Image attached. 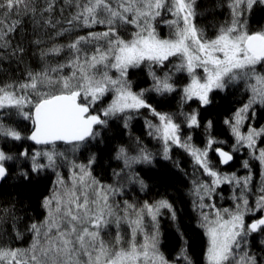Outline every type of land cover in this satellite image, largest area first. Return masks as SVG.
Listing matches in <instances>:
<instances>
[{
    "label": "snow or ice",
    "instance_id": "obj_1",
    "mask_svg": "<svg viewBox=\"0 0 264 264\" xmlns=\"http://www.w3.org/2000/svg\"><path fill=\"white\" fill-rule=\"evenodd\" d=\"M195 2L63 0L57 9L56 0H45L42 6L36 0H0V68L5 63H23L27 36L20 33L24 32L25 18L32 23L34 33L51 30L50 39L63 38L75 29H89L67 43H54L40 50L42 60L66 54L65 62L45 63L39 71L26 68L23 80L0 83V140L5 143L29 140L43 146L22 149L16 154L0 147V181L7 180L13 171L21 181L28 182L49 169L57 177L56 187L41 202L46 210L45 219L24 224V231L13 230L14 240L28 239L30 243L24 248L0 246V264H172L158 247L157 217L161 210H168L171 218L176 219L168 200L146 201L140 207L125 201L124 209L117 212L110 198L120 189L103 185L92 175L95 156L89 157L87 164L71 162L70 186L56 171L58 161L67 160L64 153L56 151L58 142L76 150L99 136L97 126L106 127L109 118L123 119L124 127L128 128L132 114L141 109L148 110L158 121L146 120V125L150 129L148 134L162 143L163 159H171L173 147L181 148L211 178L210 182L198 183L195 187L200 201L197 207L201 209V227L206 229L208 238L207 264H264V255L258 256L245 247L250 236L264 234V183L258 189L255 202L250 203L251 173L243 177L222 174L209 159V153L214 152L219 163L227 165L233 160V153L246 147L264 166V148L257 149V138L264 137V127L256 129L249 125L247 133L241 132L249 112L255 116L253 106H264V28L250 31L248 27V17L256 8L264 9V0H231V20L214 38L206 37L194 23ZM65 9L71 10L67 16H64ZM57 11L59 18L55 15ZM164 13L173 19L163 20ZM157 18L174 29L169 38L158 35ZM96 26H103L104 30L92 31ZM128 29H132L131 35L125 38L121 33ZM43 42L37 37L30 44L39 48ZM171 58L178 61L173 65L175 70L186 72L190 77L182 89L181 99L185 103L195 99L205 106L211 102L209 93L213 90H224L239 81L248 86L251 93L248 102L224 121L235 137L231 152L219 147L223 142L210 132L203 148L193 145L191 136L181 137V123L175 114L157 111L149 103L147 93L163 96L176 91L172 74L164 71L161 75L157 71L167 68ZM141 66L148 69L151 86L133 91L129 70ZM113 72L118 75L110 74ZM109 92L113 93L111 102L99 112L93 111ZM13 109L17 116L30 121L29 135L4 122ZM180 115L189 129L201 126L196 110ZM211 127L212 122L208 121L206 132ZM116 159L130 168L134 163H150L153 154L139 147L137 154L130 156L121 146ZM243 167H250L247 160ZM131 179L142 190L146 187L138 177ZM225 183L237 190L233 196L234 208L216 209L214 218H210L202 210L215 205H206L203 201L205 197L210 199L216 188ZM4 215L11 216L14 223L19 219L9 210L0 211V216ZM146 216L156 229L150 234L144 230ZM248 216L253 219L246 220ZM122 223L130 229L126 243L119 231ZM113 226L117 229L114 238L106 241L105 229ZM139 233H143L142 242L137 241ZM178 259L183 264H191L186 250L182 249Z\"/></svg>",
    "mask_w": 264,
    "mask_h": 264
},
{
    "label": "trees",
    "instance_id": "obj_2",
    "mask_svg": "<svg viewBox=\"0 0 264 264\" xmlns=\"http://www.w3.org/2000/svg\"><path fill=\"white\" fill-rule=\"evenodd\" d=\"M228 0H196L195 2V23L202 29H209L214 24L219 23L222 19H227L228 16ZM45 0H36V3L43 5ZM63 0H56L57 9L62 6ZM71 10L65 9L64 16H67ZM59 18V11L55 13ZM264 18V9L256 8L253 13L254 22H261ZM26 22L24 24V32L20 35H26L25 47L27 53L24 57L23 63L17 64L16 62L5 63L2 68H0V83H7L12 81H18L24 79V72L27 68L32 71H39L45 63L56 64L59 62H65L67 59L66 54L61 56L45 57L43 60L40 56V50L51 47L54 43H67L70 39H73L76 35H83L89 29H75L71 33L66 34L63 38L52 37L51 30L47 33L44 31L33 32V25L30 20L25 18ZM226 21V20H225ZM255 22V23H256ZM92 31H103V26H96ZM40 38L44 42L37 48L35 45L30 44V41L34 38ZM19 39V36L17 37ZM68 69H65L67 72ZM128 79L132 83L133 91H139L140 89L150 87L151 80L146 79L144 76V68L130 69ZM243 81L236 82L235 85L229 84L224 90L215 92L211 97V103L207 106H197L195 110L199 113L198 119L200 121V127L194 128L193 136L196 138L197 142L201 144V139L208 138V132L211 133L217 140L219 137L226 136L227 139L232 140L230 129L224 123L226 119H230L232 115L247 102L248 90L244 87ZM112 93H107L105 97L98 102L101 109L111 102L109 96ZM146 98L149 103L152 104L157 111L176 114L177 122L183 124V117L180 115L182 112L179 106L178 100L179 93H169L163 96L157 95L155 93H147ZM110 100V101H109ZM98 104L95 106L93 111L98 109ZM103 104V105H102ZM196 106V104H195ZM97 107V108H96ZM165 109V110H164ZM180 110L179 113L176 110ZM183 109V108H182ZM255 116L249 112V120L253 128L260 129L264 127V106L254 107ZM143 112V114H142ZM147 113V112H146ZM145 111L140 110L137 113L139 116L138 121L132 125L134 132H131L129 136L132 138L130 144L134 141H139L141 144L145 145L144 140L149 141L150 136L144 134V115ZM13 123L17 121L8 116ZM117 118V117H116ZM142 118V119H141ZM115 119H108V124L106 127L97 126V130L100 135L96 137L93 143L85 144V150L87 156H95V163L92 165L91 171L94 176L98 179L109 178L110 169L112 166L116 165V152L121 146L127 147L126 141L127 136L123 123L114 121ZM16 121V122H15ZM208 121L212 122V127L207 132L205 130ZM17 122L16 124H18ZM19 130L22 131L23 135L26 136L31 132L30 121L20 122ZM19 123V124H20ZM18 124V125H19ZM98 141H102L99 144ZM17 142L18 147L19 143ZM128 142V141H127ZM31 144L32 142H28ZM139 143V144H140ZM129 144V145H130ZM199 144V145H200ZM221 145V144H220ZM218 145V146H220ZM257 145L260 148H264V137H260ZM5 151L11 154H16L22 149H12L11 147H5L2 144ZM129 147V146H128ZM31 148H23L29 149ZM243 155L246 153L244 150L241 152ZM174 156L169 160L154 159L151 167L145 169V173L141 176V180L145 181L146 187L140 191L138 189H128L123 193L126 199L134 200L137 203L143 201V197L146 198H156L168 200L175 210L176 219L174 221H166L163 219L161 221V227L159 231V248L164 256L172 262L183 264L182 260L178 257L181 255L182 249L186 250L187 256L191 260V264H203L204 255L206 251V238L203 233V228L201 223L196 221V215L191 209L190 202L188 200L187 194V179L186 175L191 169V158L182 149L176 148L172 153ZM241 157V156H240ZM214 162L219 166V158L212 156ZM239 156H235L229 166L233 167L238 162ZM251 162V160H250ZM178 163V166H177ZM196 166H192L194 169ZM223 168V167H222ZM196 170V169H195ZM194 170V171H195ZM188 172V173H187ZM254 182V181H253ZM0 211L9 210L14 212L15 217L19 219L15 221L11 216L4 215L0 216V246L4 247H27L25 243H30L27 241H17L13 239L14 228L24 231V224L31 222H40L44 220L46 215V210L41 207V202L45 196H48L53 189V184L50 185L49 176H45V173H41L38 177H34L31 182L21 181L17 176L16 172L13 171L12 175L0 184ZM147 198V199H148ZM28 237V233H25ZM264 234H253L248 238V244L245 245L253 253L258 256L264 255ZM238 254H240L238 252Z\"/></svg>",
    "mask_w": 264,
    "mask_h": 264
},
{
    "label": "rangeland",
    "instance_id": "obj_3",
    "mask_svg": "<svg viewBox=\"0 0 264 264\" xmlns=\"http://www.w3.org/2000/svg\"><path fill=\"white\" fill-rule=\"evenodd\" d=\"M230 3H231V0H228L226 7H228L229 13H228V16L226 17L227 19H224V21L221 19L219 23L216 22V24H214L209 29H202L198 25H196L199 29H201L203 31V33H204V35L206 37H208V38H214L215 35H216V33L219 31V29L222 26H225L226 24H228L230 22V20H231V10L229 8V4ZM254 11L252 12L251 16L248 17V27H249V30L250 31H255V30H259L261 28H264V18L259 23L256 22V21H255L256 22L255 23L254 20H251V18L253 19V13H254ZM170 19H173V17L170 14H168V13H164L163 14V20H170ZM163 20H161L160 18H157V23H156L157 33H158V35L161 38H169L173 34L174 29L173 28H170L166 23H163ZM194 23H195V19H194ZM131 31H132V29H128L126 31L125 30H122V33L121 34L125 38H129L130 35H131ZM171 60H172V63L171 64H168L167 68L162 69V70L161 69H157L158 74H161L162 75L164 71H168V72H170L172 74V79H173V82H174V84L176 86V91L174 93H179V98H180V100H178V103H179L178 105L181 106V107L183 105V107H182L183 109L180 108V110L182 112H184V113L192 112L193 110H195V108L197 106H201L200 103H199V101L193 99V100L188 101V102L185 103L181 99V97H182V89H183L184 86H186L189 83L190 77L188 76V74L186 72H178V71H176L173 65L177 64L178 61H177L176 58H171ZM141 68H144V76H145L146 79L149 80L150 77L148 76V69L146 67H144V66H141ZM110 74H112V75H118V74H116L114 72L113 73H110ZM200 74L203 75L202 72ZM231 84L235 85L236 83H231ZM243 85H244V87L249 92V94H247V98H246V99H249V96L251 94L250 93V90H249L248 86L245 83H243ZM150 86H151V84H150ZM217 91H221V90H213L212 92L209 93V99H210V101H211L212 95L215 92H217ZM157 95L158 94L155 93V96H157ZM112 98H113V93L109 96V99L112 100ZM247 102H248V100H247ZM195 104H196V106H195ZM98 106H99L98 108H100V109L102 108V106H100L99 104H98ZM106 106H103V107H106ZM205 106H207V105H205ZM256 106H259V105H254L253 107H256ZM25 110H27V109H25ZM141 110L142 111L144 110L145 113L147 112L144 115V119H143L144 121H143V123H144V128L146 130V133L147 132L149 133L150 129L146 125V120H151L153 123H158V121L156 120L155 117H153V116L150 115V113L148 112V110H146V109H141ZM10 112H11V115H9V116L12 119L15 118V120L17 122H19V123L21 122V120L22 121H25V120H23L22 118H20L19 116L16 115L14 109L13 110H10ZM96 112H99V110L96 109ZM142 114H143V112H142ZM132 116H133V118L129 121V127L128 128H125L123 126L125 128L124 130L126 132L127 141H128V142L126 141V144L125 145L127 147H125V148L128 150V154L130 156L136 155L137 152H138V148L139 147L146 148L149 152H151L153 154V159L151 160V162L150 163H134V164L131 165L130 168H127V167H125L124 162L122 160H118V161L115 162L116 163L115 167L118 166L120 169L118 170L117 173H115L114 172L115 169L112 166V168L110 169L111 173H110L109 178H105V179H101L100 178V179H98L96 176H94L92 174L103 185H106V186L107 185H111L114 188L120 189V191L118 192L117 195L112 196L110 198V203H112L115 206V210L117 212H120V211H122L124 209V206H125L124 202L125 201H127L130 204H135L137 207H140L146 201L148 203H154L155 201L159 200V197H156V198H148V197L144 198L143 197V201L141 203H137L134 200L126 199L125 196L123 195V193L126 192V190H128V189H132V190L133 189H138V190L142 191L140 184L137 183V182H134L131 179V177H138L141 180V176H143V174L145 173V169L151 167L154 159H157L158 158L160 160H165V159L162 158V143L159 140L153 138L150 135H149L150 136L149 141H147L146 139L144 140L145 145L141 144L140 142H139L140 144L138 145L136 143V141H134L133 144H130V141H131L132 138L129 136V134H131V132H134L133 131L134 129H132L131 126L134 125V123L136 121H138V119H139V116L137 115V113H133ZM232 117H233V115H232ZM110 119H115L114 121L123 123V125H124V121L121 118L112 117ZM249 119L244 122L243 126L241 127V132L247 133V131L249 129V125H251V127H253L252 124H251V122H248V121H250ZM9 120L10 119L7 118L4 122L6 124H9V125L15 126V127H19L20 125H22L21 123L20 124L18 123L19 125L16 124L17 123L16 121H15L16 123H13L12 121H9ZM228 129H229V127H228ZM256 129H258V128H256ZM229 132L231 134V138H232V141H233V144H234L235 143V137L233 136V134L231 133V131H229ZM193 133H194V128L189 129L185 125L184 126L181 125V137L182 138L187 137V136H191L192 137L193 136ZM147 136H148V134H147ZM259 138H257V142H258ZM95 140H96V138L95 139H91L87 143L88 144L93 143ZM219 140L224 143V139L221 138ZM25 141L29 142V140H25ZM98 142H99V144L102 143V141H98ZM2 144H4L6 148L7 147H11L12 149H16L17 146H18L17 142L8 141L7 143H5L4 141L0 140V147H3ZM215 146L216 145H214V147ZM197 147L203 148L204 146H197ZM39 148H41V147H39ZM176 148H178V147H173L172 148V150L170 152V156L171 157L174 156L172 153L174 152V150H176ZM259 148L260 147L257 145V149H259ZM33 149H34V146H32L31 150H33ZM35 149H38V147H36ZM68 150H67V147L66 146H64L63 148L56 147V151L57 152L64 153V155L66 157L69 156V160L65 164L63 163V160H64L63 158H61L58 161L59 167L57 168L58 169L57 172H59V174L61 175V177L64 179L65 184L70 186L71 185L72 171H73L71 162H75L76 164H84V163H80L78 161L79 158L76 157L77 155H79L81 153L79 151L80 148L76 149L77 151H79V153L76 150H73V148H72L71 145L68 148ZM242 150H244V152H246L244 155L241 153ZM213 153L214 152H210L209 153V159L211 160V162H212L213 166L216 168V170H218L220 173H222V174H229V175L232 174V173H235L236 176H238V177L246 176V175L249 174V172L251 173V176H252L251 191L248 194V198H249L250 203H254L257 195L259 194L258 193V189L260 188V186L262 185V183H264V166H261L260 162L257 159H254L252 155H250V150L247 149L246 147L245 148H241L239 151H237V152L234 153L237 156H239V158H238V162L233 167H231L232 170L230 169V166H229L230 163L227 164V165L219 164V166H218L214 162V159L212 158V154ZM81 154H82V157H84V155H86V153H83V151H82ZM190 158H191V162H192L190 164L192 171L190 170L189 173L187 172L188 174H185L186 175V179H187V188H188L187 189L188 192H187L186 195L188 196V200L190 202L191 209H192V211L194 212V214L197 217L196 218V221H199V223H201V219H202V217L200 215L201 209H199L197 207V205L199 204L200 201H199L198 196L195 193V187H196V184H198V183H202V182L203 183H207V182H210L211 178L208 177V176H206V175H204L202 169H200L197 165H195L193 158L191 156H190ZM245 160H247L249 162V165H250V167L247 168V169L243 167V162ZM250 160H251V162H250ZM193 165L196 166L194 169L192 168ZM68 167H69V169H67ZM113 175H115V178H114ZM56 178L57 177H56V172H55L54 173V181H56ZM142 181L144 182V185H145V181L144 180H142ZM55 187H56V185L54 183L53 184V188H55ZM50 190L52 191V189H50ZM236 192H237V190L234 188L233 185L226 184V183L225 184H221L218 188H216L215 193L211 196L210 199L207 198V197H205V199L203 201V203L206 204V205H215V208L205 207L202 211L208 213L209 216H210V218H214V213H215V210L216 209H220V210H222L224 208H228L230 210L233 209L234 208L233 196H234V194H236ZM50 193H49V195H50ZM163 219H165L166 221H174L171 218V214L168 212V210H166V209L161 210V214L157 217V220H158V232L160 231V227L162 225L161 224V221ZM251 219H253V217H251V216L246 217V220H248V221H250ZM144 230H145L146 233H149V234L150 233H153L156 230L154 228V226H153V222L151 221V218L150 217H147L146 216L145 219H144ZM116 231H117V229L114 226L111 227V228L105 229V232H104V238H105V240L106 241H112L113 238H114V234H115ZM119 231L121 232V235L124 238V242L126 243L127 240H128V238H129V233H130V229H129L128 225L126 223H122ZM203 233H204V236L206 238V250H207V247H208V238H207V235H206V229L205 228H203ZM27 240L28 239H26L25 241H27ZM137 241L138 242H142L143 241V233H139L137 235ZM158 241H159V235H158ZM28 244H29L28 242L25 243V246H28ZM158 247H159V243H158ZM20 248H24V247H20ZM159 250H160V248H159ZM237 256H239L238 253H237ZM172 264H178V263L172 262ZM204 264H207L206 251H205V255H204Z\"/></svg>",
    "mask_w": 264,
    "mask_h": 264
},
{
    "label": "bare ground",
    "instance_id": "obj_4",
    "mask_svg": "<svg viewBox=\"0 0 264 264\" xmlns=\"http://www.w3.org/2000/svg\"><path fill=\"white\" fill-rule=\"evenodd\" d=\"M211 103V102H210ZM209 103V104H210ZM165 110V109H164ZM176 112L177 113H179L180 111L177 109L176 110ZM176 115V114H175ZM31 129H32V126H31ZM149 130V129H148ZM148 133V132H147ZM146 133V130H145V128H144V134L146 135L147 134ZM192 139H191V143H193L194 145H196V146H204V144H205V141H206V139H204V138H202L201 139V144L200 143H198L197 142V140H196V138L194 137V136H192L191 137ZM224 139V143H221V145L219 146V147H222L225 151H229V152H231L232 151V148L231 147H233V145L235 144H233V141L232 140H229V139H227V137L226 136H222V137H219L218 139ZM220 141V140H219ZM31 142V141H30ZM200 144V145H199ZM19 148H16L17 149V151H19V149H23V148H31V144H29L27 141H25V140H23L21 143H19ZM32 146H34V149L36 148V147H38V149H39V147H43V146H39V145H35L33 142H32ZM64 146H66L67 147V150H68V148L70 147V145H66V144H64L63 142H58L57 143V145H56V147H59V148H63ZM23 147V148H22ZM85 146H82V147H80V152L82 153V151H84L85 149ZM69 151V150H68ZM77 151V150H76ZM79 151H77L78 153H79ZM79 154V155H77L76 157L77 158H79V162L80 163H84V164H87V162H88V159H89V156H87V155H84V157H82V154ZM70 154V153H69ZM216 156V157H218L215 153H213L212 154V156ZM235 155L236 154H234L233 153V159L235 158ZM237 156V155H236ZM69 160V156L67 157V160H63V163L65 164L67 161ZM231 162V161H230ZM229 162V163H230ZM67 169H69V167L67 168ZM114 172L115 173H117L118 172V170L120 169L118 166L117 167H115L114 166ZM58 169H56V171H57ZM45 173V176L47 175V176H49V178H50V185H52V184H54L55 183V181H54V171L53 170H51V169H49V170H47V171H45L44 172ZM114 176V178H115V175H113ZM109 182V181H108ZM1 184V183H0ZM1 186V185H0ZM204 264V263H203Z\"/></svg>",
    "mask_w": 264,
    "mask_h": 264
},
{
    "label": "water",
    "instance_id": "obj_5",
    "mask_svg": "<svg viewBox=\"0 0 264 264\" xmlns=\"http://www.w3.org/2000/svg\"><path fill=\"white\" fill-rule=\"evenodd\" d=\"M2 181H0V183H1Z\"/></svg>",
    "mask_w": 264,
    "mask_h": 264
}]
</instances>
